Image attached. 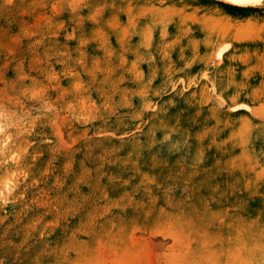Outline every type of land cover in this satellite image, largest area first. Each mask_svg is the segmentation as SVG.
<instances>
[{"label":"rangeland","instance_id":"rangeland-1","mask_svg":"<svg viewBox=\"0 0 264 264\" xmlns=\"http://www.w3.org/2000/svg\"><path fill=\"white\" fill-rule=\"evenodd\" d=\"M0 125V264H264V0H0Z\"/></svg>","mask_w":264,"mask_h":264},{"label":"bare ground","instance_id":"bare-ground-1","mask_svg":"<svg viewBox=\"0 0 264 264\" xmlns=\"http://www.w3.org/2000/svg\"><path fill=\"white\" fill-rule=\"evenodd\" d=\"M226 3L231 4V5H238V6H250V5H254L258 2H260V0H244V2H238V0H224ZM2 132V127L0 125V133ZM7 147V143L6 141H1V134H0V151H4ZM14 186V182L13 180H8L6 183V187L8 191H11V189H13Z\"/></svg>","mask_w":264,"mask_h":264},{"label":"snow or ice","instance_id":"snow-or-ice-1","mask_svg":"<svg viewBox=\"0 0 264 264\" xmlns=\"http://www.w3.org/2000/svg\"><path fill=\"white\" fill-rule=\"evenodd\" d=\"M238 2H244V0H238Z\"/></svg>","mask_w":264,"mask_h":264}]
</instances>
